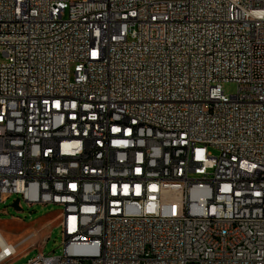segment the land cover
Masks as SVG:
<instances>
[{
    "label": "built area",
    "instance_id": "obj_1",
    "mask_svg": "<svg viewBox=\"0 0 264 264\" xmlns=\"http://www.w3.org/2000/svg\"><path fill=\"white\" fill-rule=\"evenodd\" d=\"M12 194L63 212L27 264H264V0H0Z\"/></svg>",
    "mask_w": 264,
    "mask_h": 264
},
{
    "label": "rangeland",
    "instance_id": "obj_2",
    "mask_svg": "<svg viewBox=\"0 0 264 264\" xmlns=\"http://www.w3.org/2000/svg\"><path fill=\"white\" fill-rule=\"evenodd\" d=\"M238 85L234 81L222 83V89L228 95L235 94ZM214 154L218 150L213 149ZM62 208L55 204H35L29 206L16 194H12L5 202L0 203V231L7 241L19 243L28 234L32 238L17 247V254L0 264H27L29 258L38 251L60 255L63 253Z\"/></svg>",
    "mask_w": 264,
    "mask_h": 264
},
{
    "label": "bare ground",
    "instance_id": "obj_3",
    "mask_svg": "<svg viewBox=\"0 0 264 264\" xmlns=\"http://www.w3.org/2000/svg\"><path fill=\"white\" fill-rule=\"evenodd\" d=\"M12 244L9 243L3 233L0 231V258L4 256L6 251L10 250V246Z\"/></svg>",
    "mask_w": 264,
    "mask_h": 264
},
{
    "label": "crops",
    "instance_id": "obj_4",
    "mask_svg": "<svg viewBox=\"0 0 264 264\" xmlns=\"http://www.w3.org/2000/svg\"><path fill=\"white\" fill-rule=\"evenodd\" d=\"M10 243V242H9ZM13 244V243H12Z\"/></svg>",
    "mask_w": 264,
    "mask_h": 264
}]
</instances>
